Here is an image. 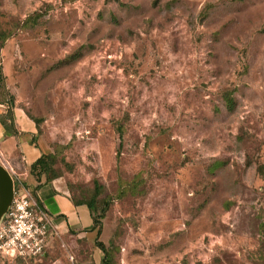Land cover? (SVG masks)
Returning a JSON list of instances; mask_svg holds the SVG:
<instances>
[{
    "label": "rangeland",
    "instance_id": "obj_1",
    "mask_svg": "<svg viewBox=\"0 0 264 264\" xmlns=\"http://www.w3.org/2000/svg\"><path fill=\"white\" fill-rule=\"evenodd\" d=\"M0 71L31 175L96 192L105 264H264V0H0ZM94 238L0 261L99 264Z\"/></svg>",
    "mask_w": 264,
    "mask_h": 264
},
{
    "label": "crops",
    "instance_id": "obj_2",
    "mask_svg": "<svg viewBox=\"0 0 264 264\" xmlns=\"http://www.w3.org/2000/svg\"><path fill=\"white\" fill-rule=\"evenodd\" d=\"M10 108L13 109V106H10ZM7 120V125L0 123V153L2 158L14 170V178L22 182L39 204L50 213L53 225L52 232H56L57 229L61 233H70L74 236L94 237L95 229L90 228L92 219L86 204L74 202L67 192L57 188L55 180L43 182L41 179H36V177L31 175L29 165L42 152L38 146L30 143L35 131L32 120L23 110L13 111L11 118ZM48 237L46 243H48ZM43 254L44 248L39 255L33 258H38ZM1 260L11 263L16 260L27 259ZM0 264H3V262L0 261ZM26 264L29 263L27 262ZM31 264H98V262L95 260L90 262L57 260L42 263L35 261Z\"/></svg>",
    "mask_w": 264,
    "mask_h": 264
},
{
    "label": "built area",
    "instance_id": "obj_3",
    "mask_svg": "<svg viewBox=\"0 0 264 264\" xmlns=\"http://www.w3.org/2000/svg\"><path fill=\"white\" fill-rule=\"evenodd\" d=\"M0 163L12 178L14 170L4 159ZM52 228L50 216L30 190L12 178L11 200L0 220V259L12 261L39 255Z\"/></svg>",
    "mask_w": 264,
    "mask_h": 264
},
{
    "label": "trees",
    "instance_id": "obj_4",
    "mask_svg": "<svg viewBox=\"0 0 264 264\" xmlns=\"http://www.w3.org/2000/svg\"><path fill=\"white\" fill-rule=\"evenodd\" d=\"M2 80V74H1V71H0V82ZM36 166H40V168L37 169V171L40 172L41 168H45L44 166V161L42 159V155L40 154L31 164H30V168H29V171L31 173V171H33ZM44 169H42L43 171ZM36 179L37 176H35ZM96 192H94L93 196L90 197L89 199L87 200H73L74 202H81V203H84L86 204V206L88 207L89 211H90V214H91V219H92V225H91V229H95V238H94V243L95 245L102 251V256H101V259L99 261V264H105V258H106V253H105V246L103 244V242L101 240H99L97 238L98 234L100 233V222H99V218L101 217V213L97 215V217H94L92 215V210H93V199H94V195H95ZM103 213V212H102Z\"/></svg>",
    "mask_w": 264,
    "mask_h": 264
},
{
    "label": "water",
    "instance_id": "obj_5",
    "mask_svg": "<svg viewBox=\"0 0 264 264\" xmlns=\"http://www.w3.org/2000/svg\"><path fill=\"white\" fill-rule=\"evenodd\" d=\"M12 196V178L0 163V220L8 207Z\"/></svg>",
    "mask_w": 264,
    "mask_h": 264
}]
</instances>
